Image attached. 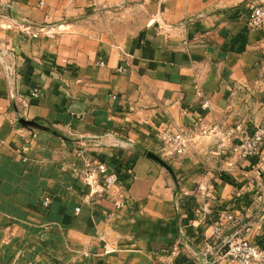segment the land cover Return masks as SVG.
<instances>
[{"label": "crops", "instance_id": "crops-1", "mask_svg": "<svg viewBox=\"0 0 264 264\" xmlns=\"http://www.w3.org/2000/svg\"><path fill=\"white\" fill-rule=\"evenodd\" d=\"M260 2L0 0V264H162L173 250V264H206L192 249L209 228L188 246L175 210L177 188L202 180L214 185L212 206L234 207L264 248V146L261 157L229 152V169L213 138L169 158L159 136L199 118L264 125V28L247 23ZM79 149L120 183L86 184ZM207 264L231 263L213 252Z\"/></svg>", "mask_w": 264, "mask_h": 264}, {"label": "built area", "instance_id": "built-area-1", "mask_svg": "<svg viewBox=\"0 0 264 264\" xmlns=\"http://www.w3.org/2000/svg\"><path fill=\"white\" fill-rule=\"evenodd\" d=\"M44 1H40V5H44ZM247 23L251 28H264V2L254 3L250 10ZM21 30L38 37L41 33L53 36L50 30L44 27L38 31L32 32L27 26H20ZM98 64L103 66L105 61H99ZM120 72H125L126 67L120 66ZM13 75L14 71H9ZM39 88L36 87L32 91L33 96H38ZM196 96L201 102L204 110H210V99L204 94L201 87L196 89ZM159 136L163 142V152L166 157L183 156L202 138H213L217 143L215 151L220 162L226 163L231 169L234 162L229 158V152L238 158L245 159L249 157H261L262 148L264 146V125H256L251 128L243 121L236 122L229 127H222L219 123L209 124L204 119H198L188 128H165L160 130ZM236 140L229 147L228 142ZM229 147V150H228ZM77 155L85 160L83 149L77 151ZM223 167V168H222ZM220 173L228 168L222 166ZM84 181L86 184L93 186L100 183L102 188L107 189L117 186L120 183V177L114 169L101 160H93L87 158L85 160ZM257 189L256 202L260 211L264 216V185L259 184ZM214 193V185L207 180L200 181L196 187L180 189L177 188L175 210L179 221V235L182 240L190 246V233H198L200 228H209L208 239L203 246L192 249L196 259L208 263V257L211 253H222L231 264H264V248L246 237L250 231L249 223L242 224L240 213L228 205L225 207H213L212 199ZM240 197V192L238 193ZM199 196L198 205L195 206L196 198ZM52 198L45 195L42 199V205L48 208ZM116 207L123 206V200L115 202ZM80 209L77 208V211ZM228 228H234L232 232H228ZM115 247H105L104 253L109 254L116 251ZM174 251L168 255V259L162 264H173L171 256ZM88 256V254H87ZM170 256V257H169Z\"/></svg>", "mask_w": 264, "mask_h": 264}]
</instances>
